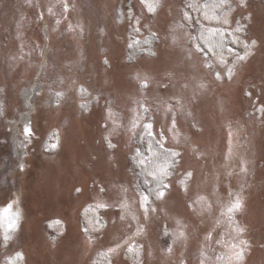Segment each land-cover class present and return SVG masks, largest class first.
<instances>
[{"label": "rangeland", "instance_id": "obj_1", "mask_svg": "<svg viewBox=\"0 0 264 264\" xmlns=\"http://www.w3.org/2000/svg\"><path fill=\"white\" fill-rule=\"evenodd\" d=\"M158 1L0 0V264H264V0H231L227 64ZM148 139L178 157L154 196Z\"/></svg>", "mask_w": 264, "mask_h": 264}, {"label": "trees", "instance_id": "obj_2", "mask_svg": "<svg viewBox=\"0 0 264 264\" xmlns=\"http://www.w3.org/2000/svg\"><path fill=\"white\" fill-rule=\"evenodd\" d=\"M145 9L151 14L159 8L158 0H140ZM191 10L189 19L196 20L192 43L202 54L218 59L222 64L233 60L250 58L255 50L253 43H248L239 31L232 28V17L235 6L231 0H186ZM238 2V0H235ZM192 21V22H194ZM188 21L189 26L191 25ZM128 45L131 59L149 52L156 41L152 38L132 40ZM52 137H49L50 140ZM145 154L134 159L135 169L138 171L141 187L154 196L165 187L166 181L177 169V155L162 149L155 142L145 141Z\"/></svg>", "mask_w": 264, "mask_h": 264}]
</instances>
